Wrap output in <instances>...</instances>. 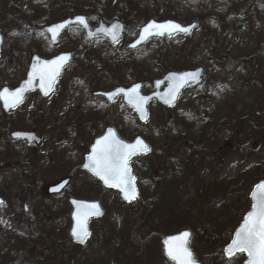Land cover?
Instances as JSON below:
<instances>
[{
    "label": "rangeland",
    "instance_id": "rangeland-1",
    "mask_svg": "<svg viewBox=\"0 0 264 264\" xmlns=\"http://www.w3.org/2000/svg\"><path fill=\"white\" fill-rule=\"evenodd\" d=\"M232 1L207 15V0H0V88L19 84L33 55H72L47 97L32 93L13 112L0 109V264H166L161 240L182 230L191 232L201 264L245 261L219 256L225 259L222 250L249 210L251 188L264 180V0ZM71 7L91 25L122 22L128 37L149 20L196 29L135 52L125 39L109 45L78 28L50 43L42 28L69 17ZM196 67L202 79L173 107L148 105L140 135L150 152L129 160L136 200H121L80 171L106 129L131 142L139 127L122 99L108 104L95 93L140 82L149 94L161 72ZM32 130L42 141L31 147L35 168L25 177L14 169L23 145L9 135ZM64 178L76 199L103 210L78 245L70 239L67 192L43 191Z\"/></svg>",
    "mask_w": 264,
    "mask_h": 264
},
{
    "label": "water",
    "instance_id": "water-1",
    "mask_svg": "<svg viewBox=\"0 0 264 264\" xmlns=\"http://www.w3.org/2000/svg\"><path fill=\"white\" fill-rule=\"evenodd\" d=\"M77 17H84V16L69 17V18H67V19H65V20H63L61 22H58L56 24L50 25L48 27H45L44 31L47 33V35L49 37V40L52 43H55L59 39L61 34L69 26H73V25H78L79 27H81L84 30V32H85L87 37H92V36H95V35H102V36L106 37L109 40L110 44L116 43L120 39V37L122 36L123 27H122V25L119 22L114 21L110 25H105L102 22H100L99 26L95 30L90 31L88 23H87V27H84V26L80 25L78 22H76V18ZM84 18L86 19V17H84ZM150 22H155V21H149L147 24H149ZM169 22L174 23V24H178L182 28H186L187 32H183V31L165 32L164 35H152L149 38H147L146 40L141 41L140 43H136L137 40H139V35H140L142 29L147 25V24H145L142 28H140V30L138 32V35L135 38V40L131 44H129L127 46V49L128 50H136L139 47H141L142 45H144L148 40L153 39V38H162V37L169 38V37H172V36H175V35H182V36L189 35L195 28V24L194 23H192L190 25H181V24H179V23H177L175 21H170V20L162 21V22H155V23L156 24H166V23H169ZM58 24H65V27L63 29H60L58 35H56V37L53 38L52 33L49 32L48 29L52 28L53 26L58 25ZM114 24L120 26L116 30V39L115 40H113L110 35L106 34V32L98 31L100 29L107 30V29L111 28L112 25H114ZM0 41H1V38H0ZM132 45H135V47H133ZM62 56H66L67 60L63 61V62H59L58 61V63H62V66L59 67L58 71L55 72L54 79L52 80V83H51V89L47 91V95H48L52 91L54 83L59 78L62 69L64 67H66L68 65V63L70 62L71 54H69V53L59 54L58 56H56V57H54V58H52L50 60H42V59H40L38 57H33L25 80L22 81L14 89H9L7 87H4V88H2L0 90V93H4L5 90H7L6 95H9V94L15 92L17 89H19L21 87H26V90L22 94V101L20 103H17V104H11L10 96H9V104L6 105L5 100L4 99H0V105H1L2 110L5 113H7L10 110L15 109L16 107H18L23 102V100L26 97V95L28 93H30V92H33V91H38L40 96H46L45 95V90L46 89H42L41 88V79H40L41 73H44L46 75H51L54 72V70L56 69V65H53L50 62L56 61L58 57H62ZM30 74L32 76L31 84H27L26 82L29 81ZM185 74H195V79H193L191 76H186ZM202 74H203V68H201V67H198V68L192 69V70L182 71V72H170V73H167L160 80H155L153 82V92L151 94L147 95V96H144L142 94V92H141L142 85L140 83L133 84L130 87H127V88L117 87V88L113 89L110 92L98 93L97 95L104 97L109 103H112L116 98H118L119 96H122L124 104L133 110L138 122L140 124H145L146 120H147V114H148L147 113V104L150 101L156 100V101H158L159 103H161V104H163L165 106L172 107L176 103L180 93L187 86L197 83L202 78ZM182 77L184 78L183 80H181ZM45 84H47V81H45ZM163 85H164V88L161 89V87ZM136 86H139L136 89V93L135 94L130 93L129 90H131L132 88H134ZM173 89H177L175 91V99L172 98V94H171ZM137 98H143V102L139 106H138V99ZM109 130H111V132L114 133L115 138L117 140H119L120 142H122V144L129 145V146H134V148L131 149L133 154H131L129 156L128 162H129L130 157L146 155L149 152V150H150L149 146L145 143V141L140 136H137L132 142L127 143V142H124V141L120 140L117 137V134H116V132L113 129L109 128V129L105 130L104 134L102 136H100L99 138L95 139L94 142L92 143V145L90 146L89 154L85 156L84 164L81 167L82 171H87L88 173H90L104 187H109V186L106 185L105 182L102 179H100L99 176L94 174V172L91 170V167H85V165H91V161L89 160V157H91L93 155V148L94 147H98L97 146V141L98 140H102L105 136H107L109 134ZM17 133H19L21 135L17 136L16 135ZM10 137L14 141L26 142L29 145H31V144H39L40 143V139L37 138L34 133L13 132L10 135ZM137 141H140L142 143L138 145ZM144 146L147 147V149H148L147 151L143 150ZM128 168H129V163H128ZM129 175L131 177H134L130 172H129ZM69 181H70L69 179H64L61 182H59L58 184L49 187L46 190L47 194L51 195V196H54V195H58V194L62 193L64 191V189L66 188V186L69 184ZM134 183H135V179H134ZM262 183H264V180L258 182L253 187V189H252V191H251V193L249 195V199H250V202H251V209H250V211L247 214H245V216L242 219V222L237 227V229L234 231V233L232 235V238L229 241L228 245L223 249V255H224V257L226 259H231L235 255H238V254H243L245 256V261H244L243 264H249V259L250 258H249V256L247 255L246 252L233 251L232 254H229L227 252V249L231 245L232 240L235 238L236 232L243 225V223L245 221V218L252 211V205L255 202L254 199H253V193L257 191L256 186L259 185V184H262ZM112 188L118 190L121 200L128 201V199H125L124 194L121 192L119 187H112ZM135 190H136V188H135ZM136 198H137V191H136ZM0 201H2V200L0 199ZM69 204H70L71 209H72V213H71L72 226H71V229H70V236H71V239H72V241L74 243H81L76 237L73 236V229L76 228L79 231L81 229V227H83V228H86L87 233L89 234V229H88L89 221L91 219H95V218L101 217L102 214H103V211H102L101 207L99 206V204L97 202H88V201L70 199L69 200ZM92 205H96L97 207H92ZM97 212L99 214H96ZM184 232H188L190 234L189 237H188V244H187V247L189 249V242H190V238H191V233L189 231H187V230L180 231L179 233H176L174 235L166 236V237H164L161 240L163 255L166 258V260L168 262H170L171 264H177V262L172 260L166 254V242H168V245H173V244L180 243V241L171 240L170 238L179 237L180 234H182ZM88 234H87V236H88ZM86 237L84 238V240L86 239ZM84 240H83V242H84ZM192 256H193V254H192ZM193 258H194V256H193ZM194 261H195V264H200V261L196 260L195 258H194Z\"/></svg>",
    "mask_w": 264,
    "mask_h": 264
},
{
    "label": "snow or ice",
    "instance_id": "snow-or-ice-1",
    "mask_svg": "<svg viewBox=\"0 0 264 264\" xmlns=\"http://www.w3.org/2000/svg\"><path fill=\"white\" fill-rule=\"evenodd\" d=\"M76 22L80 25L87 27V21L84 17H77ZM67 23V22H66ZM65 24H58L49 28L48 31L52 33L53 38L58 35L59 30L63 29ZM119 25H112L111 28L105 30L100 29L98 31L106 32L110 35L113 40L116 39V30L119 28ZM172 31H183L187 32L186 28H182L178 24L166 23V24H156L155 22H150L147 24L141 31L139 35V40L136 43L146 40L152 35H164L165 32ZM135 47V45H132ZM67 57L62 56L58 57L56 61L50 62L53 65H56V69L51 75H46L41 73V88L46 89L47 91L51 89V83L54 79L55 72L58 71L59 67L62 66V63L66 61ZM186 76H191L195 79V74H185ZM32 76L30 74L29 81L27 84H31ZM184 78L182 77L181 80ZM47 81V84H45ZM139 86L132 88L130 93L135 94L136 89ZM26 90V87H21L15 92L6 95L7 90L4 93H0V99H4L6 105L9 104V96L11 104H17L22 101V94ZM172 90V98L175 99V91ZM138 99V106L142 104L143 98ZM17 136L21 135L19 133ZM142 142L137 141V144ZM97 146L93 148V155L89 157L91 165H85V167H91V170L95 175L99 176L106 185L109 187H119L121 192L124 194L125 199L134 200L136 199V190L134 186V177L129 175L128 168V158L132 153L131 149L134 146L124 145L122 142L115 138L114 133L109 130V134L105 136L102 140L97 141ZM144 151H147V147L144 146ZM257 191L253 193L254 203L252 205V211L245 218V221L241 228L236 232L235 238L232 240L231 245L227 249L229 254H232L233 251L246 252L249 256V264H264V183L256 186ZM3 202L0 201V204ZM92 207H97L92 205ZM96 214H99L98 212ZM86 228L81 227L78 231L76 228L73 229V236L76 237L81 243L84 238L87 236ZM188 232L180 234L179 237L170 238L171 240L180 241L178 244L168 245L166 242V254L177 264H195L194 258L191 251L188 249Z\"/></svg>",
    "mask_w": 264,
    "mask_h": 264
},
{
    "label": "trees",
    "instance_id": "trees-1",
    "mask_svg": "<svg viewBox=\"0 0 264 264\" xmlns=\"http://www.w3.org/2000/svg\"><path fill=\"white\" fill-rule=\"evenodd\" d=\"M231 3H233L232 0H207L206 14L209 15V13H215L217 11H224L228 8V4H231ZM70 14L71 15L78 14V10L71 7ZM126 39H129V38H126ZM164 51H165V49H162L160 51V55H163ZM163 73L164 72H161V74H163ZM0 129H2V128H0ZM141 129H142V127L139 126L138 132L136 133L137 135L141 134ZM34 168H35V159L32 157L31 152L28 149L24 148L22 153L20 154L19 159L17 160V162L14 166V169L16 170L17 174L26 177V176L32 175L31 171H33ZM137 204H138L137 209H139L140 205H139V203H137ZM133 231L134 232H133L132 237L133 238L138 237V235H137L138 229L136 228ZM131 243H133L135 245V242L133 240H131ZM137 250H139V249H137ZM222 260H224V259H222V255L220 254L219 261L222 262ZM165 263H166V261H165Z\"/></svg>",
    "mask_w": 264,
    "mask_h": 264
},
{
    "label": "flooded vegetation",
    "instance_id": "flooded-vegetation-1",
    "mask_svg": "<svg viewBox=\"0 0 264 264\" xmlns=\"http://www.w3.org/2000/svg\"><path fill=\"white\" fill-rule=\"evenodd\" d=\"M166 2H168L167 0H166ZM169 4V3H168ZM93 26H95V25H93ZM131 42V41H130ZM130 42H128V43H130ZM127 43V44H128ZM2 132V131H1ZM31 147L32 146H27V145H23V147H22V149H24V148H26V149H28V150H31Z\"/></svg>",
    "mask_w": 264,
    "mask_h": 264
}]
</instances>
